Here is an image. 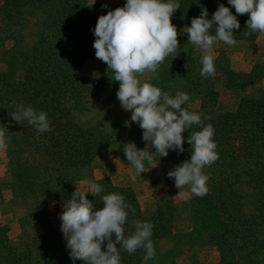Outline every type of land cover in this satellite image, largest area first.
<instances>
[{"label": "trees", "instance_id": "16d2710c", "mask_svg": "<svg viewBox=\"0 0 264 264\" xmlns=\"http://www.w3.org/2000/svg\"><path fill=\"white\" fill-rule=\"evenodd\" d=\"M175 2L180 4V9L173 14L172 20L182 28L190 26L192 18L198 17L202 9L207 10L211 19L219 5L224 4L237 15L240 23V28L233 30L235 39L253 40L259 35H244L245 31H249L246 25L249 15L236 14L228 0ZM102 5L105 4L92 5L88 0H5L4 24L11 37H16L18 33L19 38L23 35L21 31L26 10L36 12L42 17V22L31 46L8 53L14 62L20 58L24 66L23 76L20 79L14 76L13 61L9 62L8 68L2 70L0 67V105L11 112L21 104L31 106L38 112H46L51 122V130L43 133L37 132L26 121L22 125L14 120L10 125L11 139L15 145H21L34 157H47L44 166H34L30 162H23L20 159L21 150L14 148L17 168L9 185L15 193L20 189L23 195H38L47 201L54 198L69 200L77 189L76 179L85 171L91 173L93 158L112 141L111 134L102 128L81 125L72 115L73 110H84L89 107L88 103L94 104L107 88L104 79L81 72L85 58L95 54L93 43L96 37L93 30L98 17L124 6ZM210 33L215 34V25ZM172 64L181 71V77L189 85L188 93L200 96L197 109L190 108L187 102L182 108L202 114L203 125L213 126V139L219 157L211 166L203 169L213 181L212 190L190 200L192 215H195V221L201 220L208 243L219 252L215 264H260L264 260V218L260 213L264 209V92L256 97L242 96L232 111H218L215 108L218 93L211 77L201 76L198 68L201 62L180 56L173 58ZM223 71L229 87L246 86L264 76V60L256 63L248 73L228 68ZM159 83L162 91L175 96L170 85L163 81ZM131 126L130 130L137 137L138 149H144L143 130L135 122ZM201 127L193 125L182 133L189 160L192 146L187 138L191 132L200 131ZM23 163L28 166L29 173L23 170ZM242 177L251 188L250 195L254 198L257 213L244 209L245 197L237 189ZM95 183L100 184L103 191L97 197L88 193L87 198L93 201L97 209L103 207L102 196L111 193L121 194L125 203L135 209L134 215L129 210L126 237L134 233V221L153 225V243L171 233L175 218V206L171 199L161 200L152 214L142 216L138 200L130 187L113 186L108 177L96 179ZM50 226L45 220L36 233L38 237L28 235L27 238L31 239H24L22 247L14 245L7 235V228L1 226L0 264H73L70 250L63 246L61 240H49L52 232ZM112 239L115 240V234ZM106 244L107 241L102 246L103 250H106ZM117 247L120 249L121 264L143 262V249L130 255L119 245ZM75 264L84 262L76 260Z\"/></svg>", "mask_w": 264, "mask_h": 264}, {"label": "clouds", "instance_id": "9594fccd", "mask_svg": "<svg viewBox=\"0 0 264 264\" xmlns=\"http://www.w3.org/2000/svg\"><path fill=\"white\" fill-rule=\"evenodd\" d=\"M238 15L248 14L247 30L251 33L264 34V0H228ZM107 7V5H102ZM180 4L175 0H126L123 7L110 10L98 17L93 30L96 37L93 47L97 59L104 62L114 73L113 80L119 82L116 93L121 107L130 111V120L125 126L135 122L143 130L144 149H138L134 142L124 144V154L135 173L130 179L135 182L137 176L147 172L145 161L152 167L157 165L155 157H166L170 149L184 152L182 133L193 125H201L200 131L191 132L187 142L192 146L190 160L184 161L167 176L174 178L179 190L188 186L196 195L207 193L209 179L203 169L211 166L219 157L217 144L213 137L215 130L211 124L203 125L202 114L189 112L182 108L190 97L183 91L175 96L162 91L152 83L139 77L150 73L153 79H159L158 68L166 57L174 58L179 54L177 27L172 23V16ZM215 25V35L210 29ZM240 23L229 7L220 4L208 18L206 9L185 26L183 33L188 35V43L202 51L200 74L204 78L215 75L214 56L211 49L217 41L234 46L236 40L233 30H238ZM187 67V65H186ZM20 124L26 121L37 132L51 130L50 120L44 111H36L31 106L18 105L10 114ZM210 119V117H204ZM5 132L0 131V146L5 143ZM155 151H150L149 148ZM87 190L76 189L67 200L59 215L62 221L60 229L66 240L69 255L75 264L81 260L84 264H121L119 245L128 254L143 249V264L155 258L156 250L151 239L153 225L149 222L134 221V233L125 236V225L129 210L135 209L125 203V198L118 193L102 196L103 207L97 209L93 201L87 198L91 193L97 197L103 191L100 184L87 181ZM179 194V193H178ZM115 234V240L112 239ZM105 241L106 250L102 249Z\"/></svg>", "mask_w": 264, "mask_h": 264}, {"label": "rangeland", "instance_id": "374dc122", "mask_svg": "<svg viewBox=\"0 0 264 264\" xmlns=\"http://www.w3.org/2000/svg\"><path fill=\"white\" fill-rule=\"evenodd\" d=\"M88 2L92 5L110 4L121 6L126 3V0H88ZM4 7L5 0H0V67L2 70L5 67L8 68L10 61L14 62L9 58L8 53L10 50L19 52L35 42L42 22L40 15L34 11L26 10L23 20L24 26L22 23L24 28L21 31L23 35L19 38L20 33H18L16 37H11L10 31L5 29ZM172 23L180 33L178 35L179 54L176 57L187 56L200 63L202 51L197 46L188 43V35L182 32L183 28L179 24L173 20ZM235 40L236 44L234 46L217 41L211 49L216 72L215 75L210 77L218 93L215 106L218 111H232L236 109L242 96L256 97L264 92V76L246 86L229 87L227 85L223 70L228 68L235 72L248 73L256 63L264 60V34L259 33L253 40ZM173 58L172 55L166 57L165 61L159 66L158 80L153 79L150 73H145L139 78L157 87L160 84L159 82L163 81L170 85L175 93L177 91L187 93L190 97L187 101L188 106L197 109L200 96L188 93L189 85L181 77V71L172 64ZM19 59L14 62L15 66L13 64L14 76L18 79L24 74V66ZM201 67L202 65L198 66L199 69ZM81 72L84 75H95L104 79L107 88L101 93L99 99L94 101V104L88 103L87 106L89 107L87 109L73 110V118L81 125H96L102 128L105 132L111 134L110 139L112 141L93 158L91 173L85 171L76 179V188L86 191L87 181L95 182L96 179L108 177L113 186H127L134 191L142 216L152 214L161 200L171 199L175 206L172 231L169 235L158 239L154 243L156 255L148 264H215L218 261L219 252L215 246L208 243V235L203 230L201 220L198 219L197 221L196 219L195 221V215H192L190 200L197 196L188 190V186L179 190L175 187L174 178L167 176L169 171L189 160V152L185 141L183 144L184 152L170 149L166 157L159 158L157 155L155 157L157 162L155 167L145 161L147 172L141 173V176L138 175L135 182H133L130 175L135 173V169L128 163L123 151L124 144L129 142H134L138 148L137 137L134 131L130 130L132 126H125V121L130 120L131 112L125 111L117 98L116 93L119 89V82L113 80L114 73L108 69L104 62L97 59L95 54L85 58ZM11 113L6 106L0 105V131L5 132V143L0 146V227L5 226L11 242L22 247V241L31 239L27 238L28 235L29 237L37 236L36 233L39 228L47 220L52 230L49 240L58 241L60 239L63 246L67 247L60 229L62 221L59 218L66 200L54 198L47 201L38 195H23L20 193V189H17L15 193V190L9 185L17 168L14 160V148L21 150L20 159L23 162L27 161L34 166L39 165L41 167L47 163V157H34L30 152L23 150L21 145L17 146L12 142L10 125L14 119L10 115ZM149 150L155 151L151 147ZM23 170L30 172L26 163H23ZM212 185L213 181L209 177L206 183L208 189L206 194L211 192ZM237 189L245 197L244 209L257 213L256 204L253 203L254 198L250 195L251 188L245 182V177L241 178ZM260 213L262 214L261 217L264 218V209ZM199 216L202 215L199 214ZM140 264H143V262ZM260 264H264V260Z\"/></svg>", "mask_w": 264, "mask_h": 264}]
</instances>
